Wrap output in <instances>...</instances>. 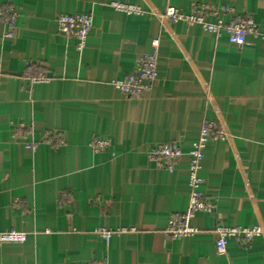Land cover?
<instances>
[{
    "label": "crops",
    "instance_id": "0c3cea01",
    "mask_svg": "<svg viewBox=\"0 0 264 264\" xmlns=\"http://www.w3.org/2000/svg\"><path fill=\"white\" fill-rule=\"evenodd\" d=\"M195 1L247 14L264 34V0H0L18 10L11 38L0 22V232L27 235L0 245V264H264L263 240L229 239L219 253L214 232L264 226V37L247 35L238 47L225 33L159 17ZM75 13L92 17L81 51L55 22ZM154 39L157 78L127 98L112 81L131 73ZM29 64L43 80L26 76ZM204 120L223 131L197 171L214 210L195 216L194 235L167 237L170 217L188 204L187 156ZM15 124L25 129L15 135ZM94 138L110 148L94 153ZM164 143L184 154L171 169L147 157ZM100 228L113 232L107 241Z\"/></svg>",
    "mask_w": 264,
    "mask_h": 264
},
{
    "label": "built area",
    "instance_id": "2783aa9c",
    "mask_svg": "<svg viewBox=\"0 0 264 264\" xmlns=\"http://www.w3.org/2000/svg\"><path fill=\"white\" fill-rule=\"evenodd\" d=\"M112 6L125 14H140L141 9L136 5L113 2ZM229 15L228 21L224 16ZM18 10L12 6H0V22L6 26L5 36L11 38L14 34ZM160 18L176 22L183 21L188 24L200 26L204 31L214 35L225 33L230 44L241 47L247 35L255 37L263 36L253 19L247 15L235 14L233 9L227 5L214 4L210 2H192L187 11L173 6H167L159 15ZM57 30L62 36L75 40V49L81 51L85 46L86 39L92 29V17L88 13L58 14L55 18ZM152 52L138 58L134 67L128 75L121 79L113 80V86L125 97L138 99L143 93L151 89L157 78V48L158 40L151 42ZM36 72V73H35ZM26 76L33 81L43 80L44 76L35 64H29ZM24 125L15 124L14 134L24 130ZM223 137V131L216 122L204 120L199 128V134L193 143L192 151L187 156V172L189 196L188 204L183 212L172 214L164 234L172 238H186L194 235L196 228L192 221L198 213H211L214 204L201 191L203 180L197 175L200 168L202 152L211 139ZM111 142L106 138H94L90 142V149L94 153L106 151ZM184 156L177 143L157 144L147 154L149 160L156 165L171 169L173 164ZM61 199H70L69 194H63ZM63 201V200H62ZM119 232H134V228H122ZM215 248L223 253L229 239L236 240L240 245L249 246L253 240L264 241V226L254 225L250 227L225 226L216 224ZM113 232L100 228L98 234L107 241ZM26 233L18 231L0 232V245L22 244L26 241ZM82 264H106L104 261H87Z\"/></svg>",
    "mask_w": 264,
    "mask_h": 264
}]
</instances>
